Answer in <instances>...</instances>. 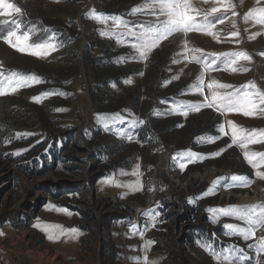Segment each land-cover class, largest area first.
I'll return each instance as SVG.
<instances>
[{"label":"rangeland","instance_id":"rangeland-1","mask_svg":"<svg viewBox=\"0 0 264 264\" xmlns=\"http://www.w3.org/2000/svg\"><path fill=\"white\" fill-rule=\"evenodd\" d=\"M116 1L0 0V264H264V0ZM84 21L159 78L136 113L93 111Z\"/></svg>","mask_w":264,"mask_h":264},{"label":"trees","instance_id":"trees-1","mask_svg":"<svg viewBox=\"0 0 264 264\" xmlns=\"http://www.w3.org/2000/svg\"><path fill=\"white\" fill-rule=\"evenodd\" d=\"M123 2L124 0L116 1L115 4L117 6H114V8L118 9V6L121 5L120 3L124 4ZM83 35L84 43L82 45L81 57L84 62L86 76L92 80V83L90 84L89 97L94 112L102 113L103 115L119 113L123 116L126 115L124 112H128L127 114L136 113L140 105L142 94L145 93V87L150 79L152 80L150 85L153 87V90L155 92L159 91V78L155 79L151 75L146 85L144 83L143 86L138 84L133 88H124L122 84L123 81L137 74V71L133 70L130 66L124 68L118 65L119 55L124 53V50H119L112 40L101 39L98 35L96 26L90 22L84 21ZM72 42H74V40H71V43ZM94 50L96 51L95 56L90 55V51L92 52ZM155 67V64H151V70H154ZM157 71L160 75L162 74L161 70ZM113 88H115V90ZM117 90L122 91V94H120L121 96L118 94ZM174 121L177 123L175 124L176 127L180 124L181 119L175 118ZM210 124H212L211 127H209ZM217 125H219L217 118L213 115L204 113L198 118H191L188 120L185 130L186 133L198 136L208 130L213 131L214 128L212 127ZM153 128L156 132L161 130L160 126L154 123ZM93 147L94 148H92L91 152L96 150L101 152L102 146L100 144L94 145ZM233 157H235L237 161L241 162V159L238 156L233 155ZM244 168V163H241L239 171ZM102 231L103 230H101V232ZM184 238L186 239V237ZM107 240H109L108 236ZM100 241L103 243V239H100ZM183 243L184 241L179 243L181 246H177L178 249L182 247ZM155 245L157 250L159 246L160 248L163 247L167 250L168 254L166 255V259L171 260V262L167 264H191V256L190 254L184 253V250H181L183 254L179 256L175 251H171L175 245L173 240L171 242L155 241Z\"/></svg>","mask_w":264,"mask_h":264},{"label":"snow or ice","instance_id":"snow-or-ice-1","mask_svg":"<svg viewBox=\"0 0 264 264\" xmlns=\"http://www.w3.org/2000/svg\"><path fill=\"white\" fill-rule=\"evenodd\" d=\"M46 207L51 208L52 206L51 205H48ZM35 227L41 228L42 226L38 223V224L35 225ZM56 227H59V226L45 225V226H43V230L48 231L49 229L56 228ZM52 238L53 237L51 235H49V239H52Z\"/></svg>","mask_w":264,"mask_h":264},{"label":"bare ground","instance_id":"bare-ground-1","mask_svg":"<svg viewBox=\"0 0 264 264\" xmlns=\"http://www.w3.org/2000/svg\"><path fill=\"white\" fill-rule=\"evenodd\" d=\"M211 173H213V171H211ZM249 200H250V198L248 196H244L241 198V202H247Z\"/></svg>","mask_w":264,"mask_h":264}]
</instances>
